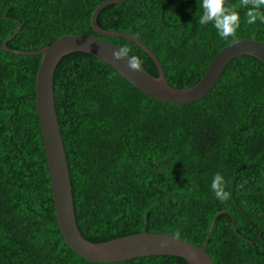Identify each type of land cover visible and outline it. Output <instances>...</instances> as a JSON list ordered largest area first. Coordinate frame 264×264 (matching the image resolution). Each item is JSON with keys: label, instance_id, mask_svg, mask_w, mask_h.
Here are the masks:
<instances>
[{"label": "trees", "instance_id": "16d2710c", "mask_svg": "<svg viewBox=\"0 0 264 264\" xmlns=\"http://www.w3.org/2000/svg\"><path fill=\"white\" fill-rule=\"evenodd\" d=\"M103 1L0 0V45L11 34L6 45L19 49L63 33L97 35L90 19ZM198 11L199 0H122L103 7L97 21L142 40L168 84L184 88L233 40L197 23ZM239 11L237 38L264 41V23L249 25ZM100 36L127 45L157 75L136 42ZM39 59L0 47V264H188L173 255L97 262L68 246L37 122ZM52 90L86 239L166 232L204 246L215 264H264V61L235 55L204 96L173 104L142 92L101 59L73 51L58 59ZM217 173L231 192L226 202L211 190Z\"/></svg>", "mask_w": 264, "mask_h": 264}, {"label": "water", "instance_id": "95a60500", "mask_svg": "<svg viewBox=\"0 0 264 264\" xmlns=\"http://www.w3.org/2000/svg\"><path fill=\"white\" fill-rule=\"evenodd\" d=\"M118 1L122 0H104L93 10L90 21L97 35L63 33L39 48L19 49L6 45L5 41L11 34L0 45L13 52L40 54L34 80L35 109L44 142L52 199L60 231L74 252L97 262H118L147 255H173L182 257L188 264H215L204 246H197L171 233L143 230L102 242H92L81 234L76 221L65 146L54 107L52 74L63 54L82 51L107 63L147 95L162 102L185 104L204 96L213 87L226 62L233 56L246 53L264 61V41L237 38L224 44L215 52L195 83L184 88L173 87L168 84L157 57L142 40L131 33L107 30L98 24L97 17L103 7ZM100 35L122 36L136 42L154 62L157 75L150 74L142 65L140 71H131L126 60L113 61L112 52L120 47Z\"/></svg>", "mask_w": 264, "mask_h": 264}, {"label": "clouds", "instance_id": "9594fccd", "mask_svg": "<svg viewBox=\"0 0 264 264\" xmlns=\"http://www.w3.org/2000/svg\"><path fill=\"white\" fill-rule=\"evenodd\" d=\"M239 9L245 10L247 24H255L257 21L264 23V0H238L236 4H228L227 0H199L197 23L201 26L211 23L220 38L235 40L241 24ZM129 52L127 45L121 46L112 52V60H126L127 67L131 71H140L142 61L136 56H129ZM185 176L187 177V174ZM211 190L221 202H226L231 197V192L226 190L224 177L219 173L212 179Z\"/></svg>", "mask_w": 264, "mask_h": 264}]
</instances>
